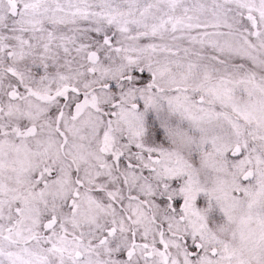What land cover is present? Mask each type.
Returning a JSON list of instances; mask_svg holds the SVG:
<instances>
[{
    "label": "snow or ice",
    "instance_id": "6c2138e0",
    "mask_svg": "<svg viewBox=\"0 0 264 264\" xmlns=\"http://www.w3.org/2000/svg\"><path fill=\"white\" fill-rule=\"evenodd\" d=\"M0 264H264V0H0Z\"/></svg>",
    "mask_w": 264,
    "mask_h": 264
}]
</instances>
